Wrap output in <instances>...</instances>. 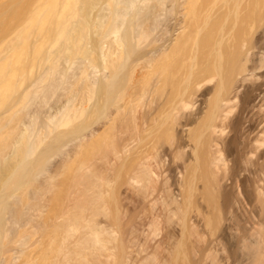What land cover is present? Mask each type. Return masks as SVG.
<instances>
[{
  "label": "bare ground",
  "instance_id": "6f19581e",
  "mask_svg": "<svg viewBox=\"0 0 264 264\" xmlns=\"http://www.w3.org/2000/svg\"><path fill=\"white\" fill-rule=\"evenodd\" d=\"M12 3L0 264H264V0ZM124 185L158 215H125Z\"/></svg>",
  "mask_w": 264,
  "mask_h": 264
},
{
  "label": "rangeland",
  "instance_id": "374dc122",
  "mask_svg": "<svg viewBox=\"0 0 264 264\" xmlns=\"http://www.w3.org/2000/svg\"><path fill=\"white\" fill-rule=\"evenodd\" d=\"M12 1L13 2L19 1L20 5L22 7H24V8L25 7L26 8L27 7H31V5L34 2V0H16V1L15 0H0V11L2 12L1 9H3L4 7L5 8L6 7H10L11 5H9V4H11ZM12 5H13V3H12ZM11 8H13V7H11ZM9 9L10 8H6L5 11L8 12ZM10 10L12 11L13 9H10ZM5 11H3V12H5ZM14 12H16V11H14ZM9 13L10 12H8L7 14L10 15L11 13L10 14ZM0 14H2V13H0ZM13 14H15V13H13ZM5 16H3V20H4V17H5L6 23L2 20L5 23V25H6L4 27L7 28L8 27V24H10V25H14L15 24L14 21H16V20L13 21L14 17H13V19H9V18H12V16L11 17L10 16H7V15H5ZM7 17H9L8 18L9 20L7 19ZM1 19H2V16H1L0 20ZM11 20H12V22H11ZM2 21H0V22H2ZM7 21H9V22H7ZM1 25H4V24L2 23ZM9 27H11V26H9ZM5 30L8 31V29H5ZM9 31H10V28H9ZM62 100H63V98L61 99V102H62ZM2 110H3L2 107H0V113H1ZM10 127H11V124H9L8 127L6 128V132H9L10 131L9 130ZM14 135H16V134H14ZM14 135L12 136V138H15L16 139V136L17 135L15 137H14ZM10 140H9V142H12V140H14V139H10ZM1 143L2 142L0 140V145H1ZM7 151H9V150H7ZM68 179H69V175H67V172L66 173L63 172L58 177H56V179L53 182L52 192L49 193V194H47V196H46V200L48 201V203L46 201V208H43L42 209V211H43L42 212L43 213L42 215H47V214L48 215H51L52 212H54V211L49 212V210H55V212H58V208L60 207V203L62 201V198L65 196L64 193L66 192V187H67L66 185L68 183ZM126 188L128 189V186H126ZM126 188H125V185H124V186H122V188H120L121 190L119 189L120 191H122L121 192L122 193V196L124 195L121 198V200H122L121 203H120V200H119V203L121 205V208L125 211V215H137L138 216V219L137 220H140L141 219L143 221H144L143 215H158L159 209H160V206H161V202H162V200H161L162 198L160 196H157L158 198H156L157 200L155 201V204L154 205L149 206V204H143L144 203V202H142V201H144L143 199L140 200V198H142V196L137 197L138 196L137 195L136 198H135V196H134V198H130V199H129V197H128V199L125 198L130 193V191H131V193L133 191L131 188L128 189V190H126ZM121 193H119V197H121V195H120ZM124 193H126L127 195L124 194ZM131 193H130V195H131ZM139 193H141V192H139ZM133 194L136 195V191H134ZM62 195H64V196L61 198ZM152 197L155 198L156 196L154 195ZM152 197H150V198L152 199ZM110 199H111V196H110ZM127 200L128 201L130 200L128 202V204L126 203ZM125 203L127 205H125ZM110 206H111V200H110ZM125 208H126V210H125ZM122 209H121V211H122ZM124 211H123V214H124ZM140 228L141 227H139V230L136 231L135 233H133V237H131V244H130V246H131V249L133 251V255L135 257L141 256V255L144 256L146 249L148 248V246L151 243V241L144 242V237L139 232L140 231ZM137 229H138V227H137ZM163 231L164 230L161 229V225H158V229L155 231V233L152 236H150L149 239L150 240H159L162 237V235H163ZM20 263H21V259L18 261V264H20Z\"/></svg>",
  "mask_w": 264,
  "mask_h": 264
}]
</instances>
